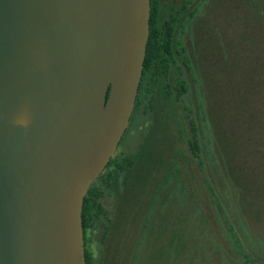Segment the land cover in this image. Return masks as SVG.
<instances>
[{
    "label": "rangeland",
    "instance_id": "rangeland-1",
    "mask_svg": "<svg viewBox=\"0 0 264 264\" xmlns=\"http://www.w3.org/2000/svg\"><path fill=\"white\" fill-rule=\"evenodd\" d=\"M193 3L91 184L88 264H264V0Z\"/></svg>",
    "mask_w": 264,
    "mask_h": 264
},
{
    "label": "water",
    "instance_id": "water-1",
    "mask_svg": "<svg viewBox=\"0 0 264 264\" xmlns=\"http://www.w3.org/2000/svg\"><path fill=\"white\" fill-rule=\"evenodd\" d=\"M150 0H0V264H87L85 196L133 113Z\"/></svg>",
    "mask_w": 264,
    "mask_h": 264
},
{
    "label": "trees",
    "instance_id": "trees-1",
    "mask_svg": "<svg viewBox=\"0 0 264 264\" xmlns=\"http://www.w3.org/2000/svg\"><path fill=\"white\" fill-rule=\"evenodd\" d=\"M194 1L195 0H183L182 4L178 8L173 7L167 9L163 6L162 0H150V31L147 43L146 56L144 60L143 74L140 82L141 86L146 81H150L152 85L156 84L158 81L161 80V77H163L162 75H168L170 71V66L173 60L175 59V52L179 51V49L175 50L174 44L176 32L179 28L184 27V19L189 13V11L192 9ZM216 128H218V126ZM214 133L215 138L217 136V133L215 131ZM216 140L217 139H214V142ZM192 143H194V145H197V140L194 139ZM113 177L115 178L114 175ZM96 193L97 191L94 190L91 186L85 196L82 215L84 231L89 225L92 209L91 198ZM107 229H109V226ZM85 254L86 261L88 264V255L86 252Z\"/></svg>",
    "mask_w": 264,
    "mask_h": 264
}]
</instances>
